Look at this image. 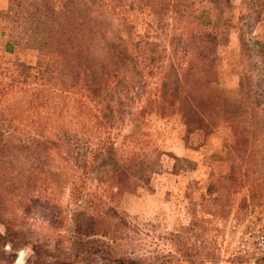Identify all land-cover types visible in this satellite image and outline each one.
Returning <instances> with one entry per match:
<instances>
[{
  "label": "rangeland",
  "instance_id": "rangeland-1",
  "mask_svg": "<svg viewBox=\"0 0 264 264\" xmlns=\"http://www.w3.org/2000/svg\"><path fill=\"white\" fill-rule=\"evenodd\" d=\"M180 91L201 106L188 125ZM3 98L11 105L0 106V134L45 132L57 143L40 169L49 195L32 200L33 214L20 215L17 198L0 202V251L17 256L0 264H245L234 227L264 220V0H0ZM16 101L37 111H17ZM81 102L108 128L82 129ZM150 104L139 132L130 117ZM36 118L53 123L38 132L19 124ZM108 136L132 177H120L117 203L87 204L103 173L86 174L88 141ZM18 214L36 245L5 233Z\"/></svg>",
  "mask_w": 264,
  "mask_h": 264
},
{
  "label": "trees",
  "instance_id": "trees-1",
  "mask_svg": "<svg viewBox=\"0 0 264 264\" xmlns=\"http://www.w3.org/2000/svg\"><path fill=\"white\" fill-rule=\"evenodd\" d=\"M66 57H68V55H66ZM107 59L110 60V58ZM106 75H108V73ZM179 82H181L182 84L181 78H179ZM109 84H111V81L107 80V82L105 81L103 84H100L96 88H94L92 85H90L89 87L91 88L92 92H97L103 87L108 88L110 86ZM8 86L9 87L7 89H10V87H12L13 85ZM180 89L184 90L183 84ZM194 90H196V88H194ZM32 98L33 96L31 94L30 99ZM193 98L194 94L191 91H180L176 98L179 100L176 101L180 103L179 112L180 114H184L183 118L186 121L187 125L191 123L189 114H193V116L201 118L199 114V108H201V106L199 104L195 105V100ZM6 100L7 98H3L0 102V106L4 103H6L7 106H10L11 102ZM27 103L28 109L35 112L37 111V105H35L33 101L20 103L16 101L17 111H19L21 107H23L24 104ZM201 104L203 107H207V104ZM78 107L80 109L79 112H81L83 115V122L86 121L81 127L82 129H85L86 131H92L94 129L100 130V128L102 127L105 129L108 128L109 124L105 123L106 121H101L96 113L93 112L90 107L85 106L83 102H81ZM151 109H153L152 104L146 107H142L140 112L133 113L130 117L131 123L135 125L137 131L144 132L149 128L147 116L152 111ZM112 113L115 112L113 111ZM0 116L4 117L3 111L0 112ZM118 118L122 121V127L126 125V121L128 120L126 114L122 113L118 116ZM8 120L10 122V125L15 124L14 117H10ZM24 122L22 120H19V124L21 126L29 127V129H31L30 127H32L36 132L39 131L38 127L48 129L49 126L53 123L52 120L49 119L37 118L35 120L33 119L32 121L27 120ZM206 122L207 121H202L203 124H205ZM79 124L80 122H78V125ZM16 126H18V123H16ZM52 143L55 144L57 142L52 141L51 136H47L45 132L39 135H35L34 138H29L28 140L23 139L22 141L20 140V138H17L14 135L3 136V134H0V202H2V206L5 207L6 205V207H8V204L11 201L10 198H12V200L17 198L18 202H16L19 205L23 206H20V215L30 216L31 214H33V209L30 207V203H32V200L35 201L36 199H45L48 197V189H50V183H48V185L46 184V177L41 178L42 173L40 169L41 165H44L46 163V155L49 153V149H52ZM88 143V147H92L90 148V151L83 161V167L85 168L86 174L88 173V169L90 168L98 167L99 170L102 169L103 173L100 175V184L102 183V185L99 186L101 191L100 194H97L95 197L91 198V200H85V198H82V200L87 204L91 203L92 205L96 206L97 203L95 204V202L99 199L103 201L104 198H113L111 201L113 203H117L120 199L119 194L120 192L122 193V188L125 185L124 182L120 183V177L124 176L128 181L129 178L131 179L132 175L130 177L127 174L129 172V169L125 168L118 162L117 154L119 149L118 147L113 145L112 138L110 136H108L107 138L105 137L103 144L100 146H98L97 144L93 145V141L91 140H89ZM58 144L62 145V143ZM96 145L97 147H95ZM132 149L134 151V149H136L135 146ZM60 151L62 150L60 149ZM22 154L27 155L28 167H24V164H26V158H23ZM32 157L33 160L31 164ZM15 164L20 165L21 169L25 171L23 173L22 170H19L20 175L22 176V178L24 177V179H19L18 181L10 179V177L14 175L13 172L16 171L14 169ZM140 164L141 162L138 165ZM18 168L20 167L18 166ZM3 178L6 179L4 180ZM79 197L84 196H77V198ZM4 216L6 217V215ZM18 216L19 214L14 219H7L5 221L2 220L4 223L5 233L8 236L14 238L22 245H34L36 243L35 237L36 235H38L37 231L27 229L23 225H20L17 220ZM38 247L40 248L39 245L36 246V248ZM16 257V254L10 255L6 251H0V260L12 263L16 260ZM119 261L122 264H139L137 260L133 259H121Z\"/></svg>",
  "mask_w": 264,
  "mask_h": 264
},
{
  "label": "built area",
  "instance_id": "built-area-1",
  "mask_svg": "<svg viewBox=\"0 0 264 264\" xmlns=\"http://www.w3.org/2000/svg\"><path fill=\"white\" fill-rule=\"evenodd\" d=\"M238 239L234 250L245 264L264 263V220L249 217L242 225H235Z\"/></svg>",
  "mask_w": 264,
  "mask_h": 264
}]
</instances>
